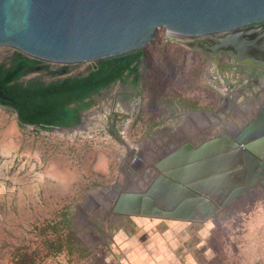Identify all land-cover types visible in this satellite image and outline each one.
Returning a JSON list of instances; mask_svg holds the SVG:
<instances>
[{
	"label": "rangeland",
	"instance_id": "obj_1",
	"mask_svg": "<svg viewBox=\"0 0 264 264\" xmlns=\"http://www.w3.org/2000/svg\"><path fill=\"white\" fill-rule=\"evenodd\" d=\"M144 51L141 87L132 91L118 83L96 95L79 131L22 126L13 109L0 107V264H52L53 249L66 252L72 262L77 246L93 240L92 220L105 216V208L88 204L90 197L131 182L134 169L127 156L133 148L154 157L170 142L151 148L155 136L187 142L180 121L189 112H217L225 104L226 87L233 94L248 83L245 68L169 38L166 28L157 30ZM15 52L0 47V64ZM48 64L55 72L65 67L71 72L51 77L35 72L24 81L43 76L51 82L93 65ZM237 106L209 128L210 118L204 117L202 139L236 134L239 119L251 117ZM257 113L253 110V116ZM130 224L134 234L117 243L126 264H264V196L258 193L206 221L132 217ZM73 227L80 230L76 238Z\"/></svg>",
	"mask_w": 264,
	"mask_h": 264
},
{
	"label": "water",
	"instance_id": "obj_2",
	"mask_svg": "<svg viewBox=\"0 0 264 264\" xmlns=\"http://www.w3.org/2000/svg\"><path fill=\"white\" fill-rule=\"evenodd\" d=\"M160 28L205 56L258 70L264 90V0H0V47L41 62L95 64L144 50ZM141 65L143 72L144 59ZM228 91L222 108L205 114L211 119L205 128L247 103L246 91L255 94L248 85ZM0 99L13 102L1 90ZM260 106L244 125L235 124L236 134L200 145L185 142L153 164L145 151L133 148L127 156L131 182L106 187L101 195L105 190L119 216L193 222L211 219L258 188L264 191V101ZM81 124L32 127L66 133L81 130ZM130 184L139 189L129 190Z\"/></svg>",
	"mask_w": 264,
	"mask_h": 264
},
{
	"label": "trees",
	"instance_id": "obj_3",
	"mask_svg": "<svg viewBox=\"0 0 264 264\" xmlns=\"http://www.w3.org/2000/svg\"><path fill=\"white\" fill-rule=\"evenodd\" d=\"M12 57L11 64H0V90L13 102L0 99V106L13 107L22 126L51 130L80 124L82 114L95 105V96L111 85L120 83L132 91L138 90L145 51L100 60L85 72L51 82L24 81L42 62L17 51ZM64 72L69 74L68 67L52 75ZM60 250L53 249V252L59 253Z\"/></svg>",
	"mask_w": 264,
	"mask_h": 264
},
{
	"label": "crops",
	"instance_id": "obj_4",
	"mask_svg": "<svg viewBox=\"0 0 264 264\" xmlns=\"http://www.w3.org/2000/svg\"><path fill=\"white\" fill-rule=\"evenodd\" d=\"M116 85V84H115ZM122 85V84H121ZM123 86V85H122ZM255 94L258 92V90L254 91ZM255 94L253 95V93H250V95H248L247 99L253 98L255 97ZM247 103H243L239 106L240 110H244L243 108H249L251 107V109L249 108V116H253V110L255 112H258L259 109L261 108V103L264 101V98L262 99H249L246 100ZM253 108V110H252ZM246 110V109H245ZM246 111V112H248ZM205 116H203L202 112H189L181 121H180V126L182 127V134H185L187 136V142L188 141H192L194 143V145H199L200 144V138L198 137V135H201L199 132L200 130L205 129L204 127H202L201 125V120H203ZM241 118V116L239 117ZM245 118V117H243ZM242 118V119H243ZM239 119V123L238 126L244 125L246 118L244 120ZM171 137H167V134L161 135V136H155V142L151 141L150 142V146L151 148H159V147H163V142H168L172 144L171 146L169 145V143H166L164 146L167 148L166 152L163 153V151L160 149L158 150L159 153L156 154V156H152L151 159H154V161L159 160L161 157H163L164 155L168 154L169 152L173 151L174 149H176L177 147H179L181 145V143H179V141H172V139L170 140ZM170 147H174L173 150H170ZM149 164H153V161L150 162ZM153 178H155V176L152 173V177L150 175V177H148V180H146V184L148 182H150V180H152ZM127 188V187H126ZM139 189L137 186L135 189L136 190ZM126 190V189H125ZM131 190V189H129ZM256 193H258V195L260 196H264V191L261 188H258L256 190H254L253 192L249 193L247 196H245L242 200L243 201H248L250 198L253 197V195H256ZM95 194V193H94ZM107 196V195H106ZM108 197V196H107ZM240 200V201H242ZM97 209H95L96 211ZM94 211V212H95ZM105 216L102 217H98L97 220H92L91 226L93 227V230L91 231L92 237H93V241L97 242V241H101L102 239L107 240V242L109 243V247L110 249L113 251V253H120V254H124V250H121V248H119V246L117 245L118 242L127 239V236H131L134 234L135 229L132 227V225L130 224V220L132 217L130 216H119L117 214H114L113 211L110 208L105 207ZM215 217V216H214ZM212 217V218H214ZM180 222V221H177ZM193 222H199V221H193ZM193 222H187V223H193ZM129 233H127V232ZM95 238V239H94ZM92 239V238H91ZM125 256V255H124ZM126 258V256H125ZM80 261V256L79 255H75L74 259H72V262H78ZM126 263V261H125Z\"/></svg>",
	"mask_w": 264,
	"mask_h": 264
},
{
	"label": "built area",
	"instance_id": "obj_5",
	"mask_svg": "<svg viewBox=\"0 0 264 264\" xmlns=\"http://www.w3.org/2000/svg\"><path fill=\"white\" fill-rule=\"evenodd\" d=\"M228 89L229 88L226 87L225 92H227ZM198 137L200 138V144L205 142L202 139L204 135L201 134L198 135ZM169 149L172 150L174 147H170ZM72 230L76 232L74 236L76 238L80 230L78 231V229L74 227ZM85 241V245L77 246L80 261L70 262V257L67 256L66 252H53L51 254L52 264H126L124 257L120 253H113L107 240L101 238V241L94 242L86 238Z\"/></svg>",
	"mask_w": 264,
	"mask_h": 264
},
{
	"label": "flooded vegetation",
	"instance_id": "obj_6",
	"mask_svg": "<svg viewBox=\"0 0 264 264\" xmlns=\"http://www.w3.org/2000/svg\"><path fill=\"white\" fill-rule=\"evenodd\" d=\"M207 39L208 38H204L203 40H207ZM218 57H220V56H218ZM12 59H13V57L11 56L10 58H8V60L6 61V63L11 64L12 63ZM229 61L231 62V60H229ZM240 67L245 68L243 72L245 73V75H247V79H248V83L245 84L244 87H246L248 85L249 88H252L254 85L256 86V85H259L260 84L261 87H260V89L258 90V92L256 94H262V93H264V90L262 88V83L260 82L262 80L261 78H262L263 74L261 72H259L258 70L252 69L251 67H246V66H240ZM35 72H43V73H47V74H51V75H52V73H54V72H52L49 64L48 63H44V62L40 63L34 69V72H32L29 75H27V77L30 76V75H32ZM34 80H36V81H38V80L42 81L43 80V76H40L39 78H34ZM104 91H102L101 93H103ZM210 121L211 120H208L207 122L209 123ZM103 208H105V207H103Z\"/></svg>",
	"mask_w": 264,
	"mask_h": 264
},
{
	"label": "bare ground",
	"instance_id": "obj_7",
	"mask_svg": "<svg viewBox=\"0 0 264 264\" xmlns=\"http://www.w3.org/2000/svg\"><path fill=\"white\" fill-rule=\"evenodd\" d=\"M217 117H218V115H217ZM212 118L214 120V117H212ZM209 120H211V119H209ZM237 129H238V127H237ZM131 185H133V184H130V186ZM90 198H91V200L88 201V204L95 205L97 203L98 206L110 208L109 197H107L105 195V190H104V195H101V190H100L98 193L93 194Z\"/></svg>",
	"mask_w": 264,
	"mask_h": 264
}]
</instances>
